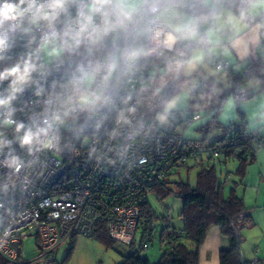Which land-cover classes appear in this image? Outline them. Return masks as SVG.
I'll list each match as a JSON object with an SVG mask.
<instances>
[{
  "label": "clouds",
  "instance_id": "9594fccd",
  "mask_svg": "<svg viewBox=\"0 0 264 264\" xmlns=\"http://www.w3.org/2000/svg\"><path fill=\"white\" fill-rule=\"evenodd\" d=\"M238 45L264 60V0H0V156L16 174L13 144L51 150L113 113L129 125L137 84L209 69Z\"/></svg>",
  "mask_w": 264,
  "mask_h": 264
},
{
  "label": "built area",
  "instance_id": "2783aa9c",
  "mask_svg": "<svg viewBox=\"0 0 264 264\" xmlns=\"http://www.w3.org/2000/svg\"><path fill=\"white\" fill-rule=\"evenodd\" d=\"M211 63L215 71H226L230 64L215 57ZM177 80L171 74L163 80L157 76L146 90L137 84L129 101L137 111L129 125H116L113 113L99 130L93 121L51 150L29 154L13 144V155L22 165L19 173L5 165L9 150L4 149L5 155L0 156V264L28 263L23 247L27 239L35 243L34 262L55 264L61 246L75 237L92 239L99 225L111 239L129 245L144 227L141 208L153 187L166 185L177 168H188V161L206 157L209 164L220 163V150L187 139L158 120ZM156 87L162 91L153 95ZM233 89L237 101L245 99L244 89ZM198 120L195 112L178 125ZM113 131L114 137L109 135ZM226 185L228 180L223 181ZM248 264L262 263L254 258Z\"/></svg>",
  "mask_w": 264,
  "mask_h": 264
},
{
  "label": "trees",
  "instance_id": "16d2710c",
  "mask_svg": "<svg viewBox=\"0 0 264 264\" xmlns=\"http://www.w3.org/2000/svg\"><path fill=\"white\" fill-rule=\"evenodd\" d=\"M233 65L230 63L226 71H216L227 75L231 82L230 90L233 95L234 87L244 89V87L255 82L258 84V90L255 94L264 92V60L261 59L258 52L248 58L243 68L236 70V65ZM181 79L180 75L175 85L168 92L163 106L180 90ZM203 85L219 87L221 83L214 77H208ZM252 96L247 94L245 99ZM225 97L226 95L222 92L210 120L197 129L202 134V138L194 140H201L207 146L220 150L219 164H225L228 161L237 163L235 175L240 178L239 183L235 184L237 186L242 184L241 178L244 177L246 168L254 162L256 149L258 147L264 148V133L248 130L246 122H244V114L240 113L237 106L241 122H234L225 127L223 136L211 140L210 133L214 129L224 128L217 121V115ZM185 120L179 121V123H183ZM231 128L233 129L231 130ZM204 161L201 160L196 163L200 169L194 187L183 182L169 183L167 180L166 185L155 186L151 191V196H155L159 201L169 195H174L182 202L179 213L182 226L179 229L167 227L162 230L159 237L161 254L155 264H198V253L206 232L214 226L220 228L221 234L228 239V247L219 253V264H248L250 262L242 260L240 250V245L244 240L240 231L250 224L248 214L250 209L244 206L242 198L235 194V189L231 188L229 193L225 195V188L215 165L212 163L205 164ZM141 218L144 227L141 228L142 234L139 243L136 244L134 239L131 244L125 245L129 252L123 255L122 261L118 264H151L149 258L143 254L147 248V242H151L153 224L157 220L150 208L149 200L141 208ZM92 239L106 250L114 249L115 244L118 243L108 236L103 225L98 226ZM74 249L75 241L72 239L63 260L64 263L70 260Z\"/></svg>",
  "mask_w": 264,
  "mask_h": 264
},
{
  "label": "rangeland",
  "instance_id": "374dc122",
  "mask_svg": "<svg viewBox=\"0 0 264 264\" xmlns=\"http://www.w3.org/2000/svg\"><path fill=\"white\" fill-rule=\"evenodd\" d=\"M214 57L220 58L218 55ZM243 66H245V64L241 63L237 65V69L243 68ZM210 76H215L217 78L211 64H209V69L202 68L198 72L187 75L186 78L181 75L182 84L180 90L170 99H175L174 107L165 112L164 105L157 115V118L162 114L165 119L160 120L158 118V120L187 139H201L202 134L198 132L197 129L204 126L210 120L214 113L215 105L220 100V95L223 92L226 97L218 112L217 121L220 122L224 128L214 129L210 133V139L220 138L224 135L225 127H228L234 122L240 123V113L244 114V122H246L248 130H257L264 133V92L255 94L258 89L257 82L244 87L246 95L251 94L253 95L252 97L237 101L230 90V84L227 79L220 81L221 85L219 87L203 85ZM193 112L199 114L200 120L187 126L178 125L179 121H184ZM84 141H86V139ZM204 160V163L208 164L206 157H204ZM196 163L188 161V168H177L169 177V183L171 182L174 184L183 182L194 187L196 176L200 169ZM214 165L217 173L220 174V180L222 182L228 180V185L224 186L225 195L233 188L235 189V194L242 198L243 204H250L253 206L255 205L256 199L261 202V204H264V192H262V189L260 191L258 189L260 183L264 185V180H262V178H264V148L258 147L256 149L255 160L246 168L245 175L241 178V185L235 186V184H238L240 181V178L235 175V170L237 168L236 162L228 161L225 164L215 163ZM259 202L256 205V209L260 210L261 206ZM149 205L157 220L153 224L151 242H147V248L143 254L150 258L151 264H155L160 256L161 246L159 237L162 230L167 227L169 229H179L182 226V221L179 218L182 202L174 195H169L162 201L157 200L155 196H150ZM141 234L142 230L139 229L135 236L136 244L139 243ZM256 236L257 234L245 239L241 244L242 249L252 251V243ZM33 242V239H27L23 242L25 260L26 262L33 261L31 262L32 264H41L39 261L34 262V260L37 259V252L34 249ZM68 249L69 243L61 246L57 251V260L55 264H61V262H63ZM128 252L129 249L127 246L120 243H116L114 249L106 250L93 239L79 237L77 238V244L71 256L70 264H118L122 261L123 255ZM154 256L157 257L154 259ZM253 259L254 257L252 254L249 261Z\"/></svg>",
  "mask_w": 264,
  "mask_h": 264
},
{
  "label": "crops",
  "instance_id": "0c3cea01",
  "mask_svg": "<svg viewBox=\"0 0 264 264\" xmlns=\"http://www.w3.org/2000/svg\"><path fill=\"white\" fill-rule=\"evenodd\" d=\"M255 52H256L255 49L252 48L251 46H249V51L247 52V54H244L243 53V45H238L235 48H233L231 57H224L222 55H218V57L224 59L225 61H227L229 63L236 65L235 69L238 70L237 65H240L241 63L245 64L247 62L248 58L250 56H253L255 54ZM213 70H214V68H213ZM215 74H216L217 78L215 76H210V77H214L215 79H218V81H224L225 79H227V81L229 82V84L231 86V82H230V80H228V77L226 74L217 73L216 71H215ZM183 76L185 78L187 77V75H183ZM257 90H256V92H257ZM262 180H264V178H262ZM258 189H259V191L262 189V192H264V185H262L260 183L258 186ZM258 202L259 201L256 199L255 205H253V206H251L250 204H244V206L246 208L250 209L248 212L250 224L240 231L241 235L244 239L243 242L245 241V239H248L250 236H253V235L255 236L256 234H257V236L252 243V251L251 250H243L242 245H240V250H241V255H242L243 261L249 262L252 254H253L254 258H257L262 264H264V204H261V202H259V204L261 206L260 210H259V209H256V205ZM77 238H79V237L74 238L75 246L77 244ZM253 244H254V246H253ZM227 247H228V239L221 234L220 228H218L216 226L210 227L208 229V231L206 232L204 241H203V243L199 249L198 264H219V253L221 250H224ZM34 249L36 251L35 243H34ZM160 254H161V249H160ZM156 257L157 256H154V259ZM56 260H57V253H56ZM149 260H150V258H149ZM150 262H151V260H150ZM70 263H71V258L66 263L61 262V264H70Z\"/></svg>",
  "mask_w": 264,
  "mask_h": 264
}]
</instances>
